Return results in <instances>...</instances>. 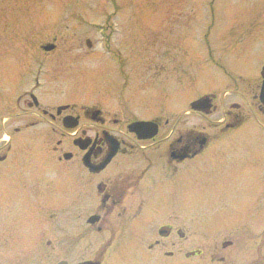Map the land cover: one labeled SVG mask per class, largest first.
Here are the masks:
<instances>
[{
  "label": "flooded vegetation",
  "instance_id": "1",
  "mask_svg": "<svg viewBox=\"0 0 264 264\" xmlns=\"http://www.w3.org/2000/svg\"><path fill=\"white\" fill-rule=\"evenodd\" d=\"M163 15L171 33L186 29V14ZM131 19L113 10L101 25L85 23L99 38L85 47L107 55H95L107 63L104 101L66 95L60 62L29 61L23 71L14 62L6 84L0 73L10 96L0 94V255L21 264H264V59L252 75L225 71L216 91L213 81L194 91L191 60L178 75V38L133 43ZM203 20L208 51V9ZM58 39L38 55L54 54ZM136 47L141 61L130 59ZM146 51L155 60L147 70L163 81L154 96L134 91Z\"/></svg>",
  "mask_w": 264,
  "mask_h": 264
},
{
  "label": "rangeland",
  "instance_id": "2",
  "mask_svg": "<svg viewBox=\"0 0 264 264\" xmlns=\"http://www.w3.org/2000/svg\"><path fill=\"white\" fill-rule=\"evenodd\" d=\"M112 5L116 9H113ZM206 9L209 12L208 51L202 45L205 28L203 16ZM113 10L129 13L132 18L129 24L137 29L133 30L135 40L126 36L127 42L130 39L133 43L144 39L154 40L159 34L163 38L165 32L167 38L170 34L172 38H178V44L182 48L178 47L177 51L178 70H180L178 75H183L181 70L187 59L191 60L193 78H195V82L194 80L192 82L194 91L207 90L210 81L216 82L209 85L210 91H216L221 83L218 79H223L225 71L231 73L239 69L244 74L252 75L258 71V68L254 67L256 60L264 59V0H0L1 82L8 83L10 77L5 78L3 73L14 62H18L19 67L16 68L22 71L29 61L33 64L47 60L51 63L60 62L66 67L63 90L66 95L75 92L73 97L80 98L82 103L97 101L94 99L106 100L105 93L108 91V86L105 65L107 63L97 61L95 55L102 54L103 59L107 55L96 44L90 49L85 47L86 39H91L93 42L99 39L97 30L92 29L91 32L92 26H85V23L101 25L106 13ZM172 11L186 14L189 18L187 27L183 31H179L178 27V31L171 33L173 21L167 19L168 17L163 13ZM43 22L47 27L42 24ZM178 22L181 26L186 21ZM23 28H26V32H21ZM52 38H59L54 54L47 58L39 56L38 46L48 43ZM77 41L82 44L81 62L78 67ZM133 51L136 55L131 54L130 59L135 57L136 61L139 59L141 61L143 51L139 47ZM153 54L152 51L145 53L144 76L138 83V91L134 87L135 92L154 96L160 90V83L163 81L160 82L147 70L155 61L151 58ZM205 77L209 80L207 81ZM2 87L0 94L7 102L5 97H8V100L10 97L7 96V85ZM193 90L190 93L194 96ZM146 97L139 100L142 101ZM200 194L201 192H197L193 195L198 219L201 218L199 213L202 212L201 204L205 200ZM65 205V212L60 218L64 220L63 228L68 231L69 226H72L73 210L72 208L69 210L68 205ZM49 214L56 217L58 212L51 211ZM61 234L65 235V233L53 235ZM199 245L200 242L195 244V249ZM199 258L201 257H195L193 264H202ZM174 262L172 260L171 264ZM0 264H21V262L0 255Z\"/></svg>",
  "mask_w": 264,
  "mask_h": 264
},
{
  "label": "water",
  "instance_id": "3",
  "mask_svg": "<svg viewBox=\"0 0 264 264\" xmlns=\"http://www.w3.org/2000/svg\"><path fill=\"white\" fill-rule=\"evenodd\" d=\"M51 49L52 48L50 46L44 47L45 51H50ZM262 75H264V67L262 68ZM141 125H144V124L143 123H139V124H137V127L141 126Z\"/></svg>",
  "mask_w": 264,
  "mask_h": 264
}]
</instances>
